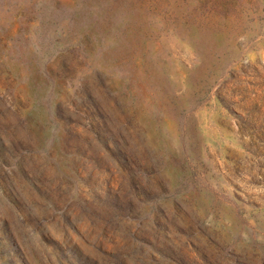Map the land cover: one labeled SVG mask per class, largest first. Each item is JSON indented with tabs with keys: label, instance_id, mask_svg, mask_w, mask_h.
<instances>
[{
	"label": "rangeland",
	"instance_id": "rangeland-1",
	"mask_svg": "<svg viewBox=\"0 0 264 264\" xmlns=\"http://www.w3.org/2000/svg\"><path fill=\"white\" fill-rule=\"evenodd\" d=\"M0 264H264V0H0Z\"/></svg>",
	"mask_w": 264,
	"mask_h": 264
}]
</instances>
